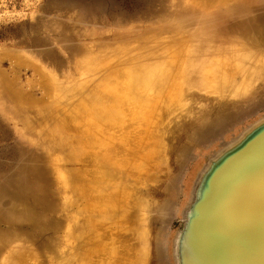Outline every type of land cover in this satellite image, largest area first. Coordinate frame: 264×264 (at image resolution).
<instances>
[{"label": "rangeland", "instance_id": "obj_1", "mask_svg": "<svg viewBox=\"0 0 264 264\" xmlns=\"http://www.w3.org/2000/svg\"><path fill=\"white\" fill-rule=\"evenodd\" d=\"M218 1L0 0V264H179L200 187L264 127V41H244L220 10L201 17L198 8ZM253 2L264 18V0ZM209 28L216 40L236 32L238 57L222 62L239 69L224 90L192 85L180 97L161 121L156 154L126 115L98 132L74 119L81 88L104 83L113 69L120 82L129 58L169 45L160 75ZM58 106L70 115L63 129L75 136L72 158L47 137L53 120L44 110L57 114ZM235 112L242 115L232 120ZM106 156L116 166L104 167Z\"/></svg>", "mask_w": 264, "mask_h": 264}, {"label": "bare ground", "instance_id": "obj_2", "mask_svg": "<svg viewBox=\"0 0 264 264\" xmlns=\"http://www.w3.org/2000/svg\"><path fill=\"white\" fill-rule=\"evenodd\" d=\"M210 4L203 7L204 10L202 7L197 9L201 17L207 16L205 14L212 15L214 13L211 12L216 13L220 10V12H224V15L221 13L220 15L226 18L225 21L233 20L235 31L238 32L237 34L243 35L244 41L257 44L264 41V24H262L264 18L259 15V11L253 10V0H222L215 5ZM235 33L233 31L226 37L218 35L220 39L216 40V36L212 35L211 28L198 30L194 37L190 38L192 42L189 44L187 53L185 52L186 54L182 56L175 55L174 61L160 75L153 73L161 63L162 54L160 53L166 54L169 51V45L160 44L159 49L152 47L151 51L143 50L138 56L132 57L133 59L129 58L127 63L122 65L126 71V77L122 81L113 79V69L107 73L104 83L101 81L95 85H88L87 89L81 88L83 97L76 106L78 116L74 119L86 124L91 123L93 126L90 125V128L93 127L95 132L102 131L104 128L101 126L107 122V125L104 124L107 128L121 120V122H125L130 119L131 122H138L143 125L146 136L154 140L151 146L156 149L154 151L156 154L161 150L157 148L161 144L158 134L163 133L161 127L163 117L169 114L172 106L178 109L177 105L180 104L178 100L183 95L189 94L192 85L221 91L224 90L222 88L226 84L228 86L231 84L232 81H229L239 69V63L227 67L226 63L225 66L223 65L226 61H222H235L238 57L240 48L236 46ZM180 42L184 43H178L179 47L187 46L185 44L187 41ZM209 55L214 59L218 55L222 57L220 60L213 61ZM149 59H153L154 63L149 64L147 62ZM224 67L228 70H225ZM118 69L120 70V68L117 67V72ZM218 78L220 79L219 84ZM61 97L62 99L59 97L57 103L60 100H65L62 95ZM57 110V114L44 110L46 119L50 117L53 120L47 127V137L56 142V151H66L67 157L72 158L73 153L70 145H73L72 139L75 136L72 137V134L69 132L67 134L63 129L65 121L70 115L64 110L61 111L59 106ZM241 115V113L235 112L230 117L235 120ZM67 127L64 126V128ZM262 129L250 139L248 146L243 151L236 153L233 159L227 162L228 164L225 163L221 172L214 176L210 182L205 181L200 187L197 195L199 204L195 209L193 208V211L188 209L186 212V217L192 216V219L187 224L185 223L184 238L181 235L182 239L177 246L179 264H264V130ZM106 133L108 132L106 131ZM257 135L261 136L257 138ZM93 136L96 141L100 140L101 136L98 138L94 132ZM76 144L74 142V145ZM79 144L81 143H78V148L73 147V149L78 151ZM111 149L115 148L111 146ZM115 151L113 150L112 154H116ZM138 158L140 157L138 156ZM103 162V166L107 168L113 164L116 166V162L107 156ZM124 163L123 165H126ZM136 163L138 164V162ZM203 197L204 200L200 207ZM116 199L113 198V202ZM4 244L5 241L0 239V247Z\"/></svg>", "mask_w": 264, "mask_h": 264}, {"label": "water", "instance_id": "obj_3", "mask_svg": "<svg viewBox=\"0 0 264 264\" xmlns=\"http://www.w3.org/2000/svg\"><path fill=\"white\" fill-rule=\"evenodd\" d=\"M262 130H264V128L262 129ZM261 130V131H262ZM260 132V131H259ZM263 132V131H262ZM264 133V132H263ZM262 133V134H263ZM261 134V135H262ZM260 135V136H261ZM258 136V135H257ZM260 136H258L257 138H259ZM253 138V137H252ZM256 138V139H257ZM250 142V140L247 142V143H245L240 149H238L237 151H235L234 153H232L231 155H229V156H227L221 163H220V165H218L209 175H208V177H207V179H206V181H208V182H210L211 181V179H213V177L214 176H216L219 172H221V170H222V168H223V166L225 167V163L226 164H228L227 162H229L231 159H233V157H234V155H236V153H240L241 151H243L248 145V143ZM203 200H204V197L203 198H201V202H200V207L202 206V202H203ZM198 207V206H197ZM199 207V208H200Z\"/></svg>", "mask_w": 264, "mask_h": 264}]
</instances>
